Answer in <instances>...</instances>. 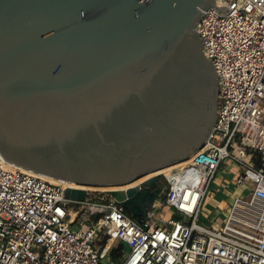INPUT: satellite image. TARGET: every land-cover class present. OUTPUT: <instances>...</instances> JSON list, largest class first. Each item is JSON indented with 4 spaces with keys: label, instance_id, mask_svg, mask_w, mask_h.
Instances as JSON below:
<instances>
[{
    "label": "water",
    "instance_id": "water-1",
    "mask_svg": "<svg viewBox=\"0 0 264 264\" xmlns=\"http://www.w3.org/2000/svg\"><path fill=\"white\" fill-rule=\"evenodd\" d=\"M211 6L224 10L217 0H0L4 157L102 187L146 216L161 168L201 147L218 117V74L197 31Z\"/></svg>",
    "mask_w": 264,
    "mask_h": 264
},
{
    "label": "built area",
    "instance_id": "built-area-1",
    "mask_svg": "<svg viewBox=\"0 0 264 264\" xmlns=\"http://www.w3.org/2000/svg\"><path fill=\"white\" fill-rule=\"evenodd\" d=\"M217 2L224 10L203 9L197 31L218 74V117L201 147L161 172L148 214L134 217L101 187L50 181L0 151V264H264V0ZM228 160L239 164L242 190L221 228L203 226ZM68 187L85 188V199L67 197ZM161 205L177 217L158 218Z\"/></svg>",
    "mask_w": 264,
    "mask_h": 264
},
{
    "label": "rangeland",
    "instance_id": "rangeland-1",
    "mask_svg": "<svg viewBox=\"0 0 264 264\" xmlns=\"http://www.w3.org/2000/svg\"><path fill=\"white\" fill-rule=\"evenodd\" d=\"M237 163L228 160L223 162L220 167V171L217 174L215 180H213L211 190L209 192L208 197L212 196V192H215L218 195V202L211 203V209L206 207V204H209L208 197L205 200L204 207L198 217V223L206 227L215 226L217 228H221L225 222V219L228 216L229 209L231 207L232 200L235 196L239 194V186H237L235 182V175L238 173ZM217 179L223 180L221 184L215 186V183L218 182ZM241 189V188H240ZM242 190V189H241ZM231 191L232 195L229 198L227 193ZM243 192V191H242ZM98 194V193H96ZM156 216L158 218H162L164 221L169 220L171 218H176L175 209L173 207H168L167 205L158 208L156 212ZM128 248L124 256L127 255ZM122 255L119 256L121 258Z\"/></svg>",
    "mask_w": 264,
    "mask_h": 264
},
{
    "label": "bare ground",
    "instance_id": "bare-ground-1",
    "mask_svg": "<svg viewBox=\"0 0 264 264\" xmlns=\"http://www.w3.org/2000/svg\"><path fill=\"white\" fill-rule=\"evenodd\" d=\"M185 161V160H184ZM184 161H180L179 163H174V164H171L169 166H166V167H163L161 168L160 172H165V173H170L172 172L173 170H175L176 168H179L180 167V163L181 162H184ZM40 174L41 176H43L44 178L50 180V181H53V182H61L63 184H66L68 185L69 184V181H66L65 179H62V178H58V179H55L54 176L52 175H49V174H43V173H38ZM149 175H147L146 177H148ZM129 184V183H128ZM128 184H125L123 187L127 186ZM89 187H92V186H89ZM92 188H96V187H92ZM101 189H104L101 187Z\"/></svg>",
    "mask_w": 264,
    "mask_h": 264
},
{
    "label": "crops",
    "instance_id": "crops-1",
    "mask_svg": "<svg viewBox=\"0 0 264 264\" xmlns=\"http://www.w3.org/2000/svg\"><path fill=\"white\" fill-rule=\"evenodd\" d=\"M217 181L218 182H216L215 183V186H217L218 184H221L222 183V181L223 180H220V179H217ZM239 191H241V189L239 188ZM227 195L229 196V198L231 197V195H232V192L231 191H229L228 193H227ZM218 195H216V193L215 192H212V196L211 197H208V202H209V204H206V207L208 208V209H211L210 207H211V203H217L218 202Z\"/></svg>",
    "mask_w": 264,
    "mask_h": 264
},
{
    "label": "trees",
    "instance_id": "trees-1",
    "mask_svg": "<svg viewBox=\"0 0 264 264\" xmlns=\"http://www.w3.org/2000/svg\"><path fill=\"white\" fill-rule=\"evenodd\" d=\"M160 184H161V186H163V185L165 184V181H164V180H161ZM126 212H128V211L126 210ZM128 213H129V212H128ZM129 214H130V213H129Z\"/></svg>",
    "mask_w": 264,
    "mask_h": 264
},
{
    "label": "clouds",
    "instance_id": "clouds-1",
    "mask_svg": "<svg viewBox=\"0 0 264 264\" xmlns=\"http://www.w3.org/2000/svg\"><path fill=\"white\" fill-rule=\"evenodd\" d=\"M163 176V175H162ZM164 178V177H163ZM164 180V179H163Z\"/></svg>",
    "mask_w": 264,
    "mask_h": 264
}]
</instances>
